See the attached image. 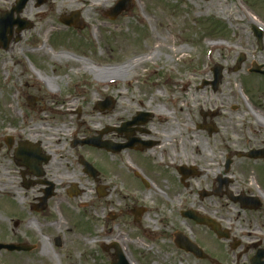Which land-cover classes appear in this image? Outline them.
Here are the masks:
<instances>
[{
    "label": "flooded vegetation",
    "instance_id": "af4514ba",
    "mask_svg": "<svg viewBox=\"0 0 264 264\" xmlns=\"http://www.w3.org/2000/svg\"><path fill=\"white\" fill-rule=\"evenodd\" d=\"M137 1L142 4V0ZM248 1L254 3L258 0ZM16 2L0 0V15L6 14L16 20L17 14H11ZM53 2L47 0L40 4L39 0H30L22 9L20 17L42 18L44 11L52 9L55 4ZM59 7L62 8L61 5ZM135 11L136 6L123 13L116 23L130 16L135 18ZM107 12H103L106 18ZM146 14L143 8L142 15L145 18ZM82 34L70 33L74 39ZM79 71L66 66L49 67L28 62L27 65H20L18 72L13 70L11 74L8 73L9 80L16 85L11 95L14 109L10 112L17 116V121L8 123L13 127L1 128L8 133L0 137V185L5 186L0 188V207L11 215L0 214V224L4 225L0 240L6 244L26 245L31 250L4 251V259L12 260L15 264H49L48 257L53 249L56 253L62 252L61 257L68 260L67 264H74L71 248L75 242L72 237L80 236L89 226L85 220L90 219L89 208L94 207L96 201L90 204L89 198L96 197L102 201L114 196L121 199L118 200L120 202L127 200L132 204L140 202L139 194H142L146 201L151 198L158 200L151 204L140 202L141 205L132 207L127 202L121 209L116 205L119 211L115 210V221L122 216L134 221L132 211L138 207L143 208L141 221L147 212H159V200L165 199L175 216L170 221L171 225L165 226L166 232L163 235H167L164 239L180 252L184 251L177 246L178 236L186 235L206 249L215 246L214 252L211 250L214 260L225 259L228 264H253V260L258 257L264 264V156H261L264 155V100H260L264 98V90L262 95L253 99L260 100L257 106L246 98L247 110L239 115H245L241 128L242 132L249 133L244 137L245 141L242 144L232 142L237 149L226 153L222 172L218 173L213 168L211 174H208L195 163H187V160L183 162L180 156L173 158L169 154L171 144L174 145L171 147L173 153L178 152V146L184 148L186 144L185 122L179 123L183 115L177 119L178 111L181 114L184 113L183 109L186 110L185 101L181 109L172 104L173 98L178 97L177 91L171 94L172 98L167 94L165 99L164 92H161V101L167 103L170 109L162 106L143 109L144 105H141L142 109L137 107L136 111L131 110V116L125 120L123 117L116 120L113 114L108 121L104 120L102 114L107 112L96 110L95 103L90 101L94 116L97 113L100 115L99 122H87L84 119V103L80 102L83 98L79 97L83 90L81 84L86 83L87 79L82 73L78 74ZM49 76L66 78L62 85L53 86ZM95 79L98 76L95 75ZM39 81L44 85L39 84ZM201 108L198 110L201 120L194 124L190 135L194 137L196 132H204L216 142L221 129L227 134L230 127L218 125L217 109L204 112ZM120 111L125 113L124 116L127 115L126 109L120 107L119 101H115L114 109L108 113ZM170 111L174 118L173 131L167 127V121L161 115ZM135 119L137 122L123 128L125 123ZM153 122L159 123L158 127ZM234 124L239 125L238 122ZM94 137L99 138L100 146L86 143V140ZM189 149L198 151L195 143H191ZM254 150H263V154L246 156ZM165 155H168V159ZM200 177H208L209 180L197 190L199 202L193 210L220 222L227 239H220L217 232L208 226L190 222V232L186 233L185 229L176 224L177 220H185L180 211L191 209L179 208L180 195L183 191V194L188 192L192 180L198 184ZM1 178L10 181L5 183ZM171 194L174 201L169 199ZM253 198L257 201L253 202ZM218 199L226 202L225 208L236 207L239 210L235 219L224 216L230 220L227 221L224 217H218L222 211L217 208ZM225 213L230 215L232 211L225 210ZM93 214L100 215L97 211ZM93 219L94 223L101 221L98 217ZM102 250L105 251L103 247ZM187 255L199 260L191 253ZM204 262L215 264L212 260Z\"/></svg>",
    "mask_w": 264,
    "mask_h": 264
},
{
    "label": "rangeland",
    "instance_id": "374dc122",
    "mask_svg": "<svg viewBox=\"0 0 264 264\" xmlns=\"http://www.w3.org/2000/svg\"><path fill=\"white\" fill-rule=\"evenodd\" d=\"M115 1L117 0H54L52 9L47 11L43 18L28 16L35 24L34 29L26 33L22 41L12 43L7 52L0 50V129L6 126L13 127L8 123L17 121V116L10 112L14 109L11 95L16 85L10 82L7 86L5 69H10L11 73L13 70L18 72L20 65H27L28 62L49 67L59 65L69 69H80L78 74L82 73V76L87 79L84 83L87 86H82L83 90L79 95L83 98L80 102L84 103V119L87 122H99L100 114L97 113L94 116L89 105L90 101H99L104 94H114L115 89L123 91L127 98V100L119 101V104L123 105L122 108L126 109L127 115L123 116L125 120L131 116V110L136 111L137 107L142 109L141 105H144L143 109L161 106L170 109L168 104L161 100L165 99L167 94L171 97L178 88L177 96L181 105L183 106L184 101L187 102L186 110L183 109L184 113L179 114V111L177 113V119L183 115V120L179 123L185 122L186 144L184 148L178 146L177 153L172 152L171 147L173 148L174 145L171 144L169 154L173 158L180 156L183 162L187 160V163H195L199 169L209 172L208 174H211L213 168L221 173L226 153L237 149L232 142L238 141L242 144L245 141L244 137L249 134L241 131L245 115L239 116L247 110L246 98H249L255 106L260 100H264L262 98L259 101H253L255 97L262 95L264 79L257 76L250 77L248 74L253 64H264V40L261 50L247 24L250 17H253L250 12L264 23V0L254 3L248 0H142V4H137L135 18L130 16L123 22L111 23L103 17L102 9ZM60 5L64 10L59 7ZM143 8L147 13L144 19L146 23L138 20V17L140 18L143 14ZM73 11H82V19L89 27L88 30L82 31L83 37L76 40L67 36L69 33H77L75 29L68 28L59 21L61 14ZM46 35H48L47 44L45 43ZM210 43L212 45L223 43V45L210 47ZM147 53L153 54L147 67L150 73L143 80L137 81V84L133 81L131 85L128 80L136 74L132 60ZM241 54H244L247 60L236 72L234 69ZM216 64L223 67L224 74L219 88L213 91L211 87L202 86L201 83L204 80L213 79L212 68ZM156 70L157 73H155ZM115 73L120 74L115 75ZM95 75L108 81L113 77L122 78L124 81L117 83L120 86L118 88H114L116 84L108 82L98 86ZM49 77L52 79L53 86L62 85L63 79L66 78V76ZM144 82L145 85H141ZM186 84L187 91H184ZM86 88L87 91H85ZM158 91L164 92L163 98L159 94H153ZM200 107H202L200 110L204 112H213L217 109L218 125L230 127L227 129V134L221 129V135L217 137L216 142L204 132H196L194 137L190 135L194 124L201 120L198 112ZM106 112L102 115L105 117L104 120L108 121L112 113ZM233 122H238L239 125ZM89 124L92 123L89 122ZM153 124L159 123L153 122ZM191 143L197 145L198 151H190ZM165 158L168 159V155H165ZM1 179L5 183L10 181V179ZM208 180V177H200L198 184L192 180L188 192L183 194V191V195L179 197L181 198L179 208L196 209L199 202L197 190ZM3 187L5 186L0 185L1 189ZM151 194L148 193V195ZM169 199L174 201L172 194ZM89 200H91L90 204L96 200L94 207L89 208L90 219H86L92 222L89 224L91 227L87 225L85 232L80 236L72 235L75 242L71 248L74 264H111L114 260L112 256L114 251L104 252L100 246L103 243L108 245L114 242H118L123 247L127 258L133 264H209L180 252L164 239L167 235H163L166 232L165 226L171 225L170 221L175 216L169 210L167 200H159L161 203L159 212H147L140 223H136L135 220L130 221V217L126 216H122L118 221H112L108 219V213L113 210L119 211L116 205H119L121 209L127 202L132 207L141 205L140 202L151 204L158 199L151 198L146 201L145 197L139 194L140 202L132 204L127 200L120 202L118 200L121 199L114 196L102 201L96 197ZM225 203L224 200L218 199L217 208L219 211L222 210L218 213V217L235 219L240 213L239 210L236 207L225 208ZM225 210L232 211V214L226 215ZM96 211L100 214L99 216L93 214ZM1 213L9 214L0 207ZM93 217H98L103 220V223L94 224ZM176 224L185 229L186 233L190 232L192 223L177 220ZM3 228L4 225L0 224V236L3 235ZM92 231L93 234L90 235ZM94 231H98L97 238H94ZM117 236L120 240L116 239ZM90 241L94 242L90 244ZM207 248L208 253L213 255L216 247ZM60 252L56 253L51 249L48 263L67 264L68 260L65 257L62 258L63 255ZM10 261H6L0 254V264ZM222 263L228 264L225 259ZM31 264H39V262Z\"/></svg>",
    "mask_w": 264,
    "mask_h": 264
},
{
    "label": "bare ground",
    "instance_id": "6f19581e",
    "mask_svg": "<svg viewBox=\"0 0 264 264\" xmlns=\"http://www.w3.org/2000/svg\"><path fill=\"white\" fill-rule=\"evenodd\" d=\"M46 43H48V40H46ZM153 53V52H152ZM72 59H76L75 57H72L70 56ZM152 57H153V54L149 55L148 53L144 56H138L136 57L135 59L132 60L133 64H134V68H135V71H136V74H135V78H139L140 76L144 75L147 73V71H145V69H147L150 61L152 60ZM128 65V64H126ZM116 72V71H115ZM110 73H114V72H110ZM117 74H120V73H115V75ZM112 75V74H111ZM120 78L119 77H113L111 79H98V80H101L102 82H105V83H116L117 80H119ZM154 95H161L162 93L160 91H158L157 93H153ZM115 98L120 101H122L125 97L123 95V93H117L115 94ZM173 106H176L178 109H181L182 108V105L180 103V100L178 97H174L173 98ZM187 105V102H185V106ZM113 116H114V119L118 120V119H121L125 113H123V111H120V112H114L112 113ZM163 116V118L167 121V127L170 128L171 131H173V124H174V118H173V113L172 111H170L169 113L167 114H161ZM93 241H90V243H92Z\"/></svg>",
    "mask_w": 264,
    "mask_h": 264
},
{
    "label": "water",
    "instance_id": "95a60500",
    "mask_svg": "<svg viewBox=\"0 0 264 264\" xmlns=\"http://www.w3.org/2000/svg\"><path fill=\"white\" fill-rule=\"evenodd\" d=\"M131 6V2L130 0H124V3L120 2L118 4V6L114 9L113 11V15L112 17L114 18L115 16H117V14H119L122 10L128 8ZM75 21L73 20H64V23H66L67 25H72ZM5 37V33L3 35ZM256 36L258 37V40H259V44H261V34L260 33H256ZM242 60L239 61V63H241ZM220 73H221V67H218V69L216 70V78L219 80V78L221 77L220 76ZM4 248H7L3 245H0V250L4 249ZM10 250H17V251H20L21 250V247L20 246H9L8 247ZM196 254L200 255V252L199 250H196ZM120 264H125V262L122 260Z\"/></svg>",
    "mask_w": 264,
    "mask_h": 264
}]
</instances>
